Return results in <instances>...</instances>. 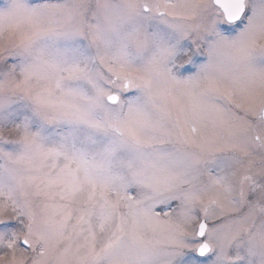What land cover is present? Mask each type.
Returning <instances> with one entry per match:
<instances>
[{"label": "snow or ice", "instance_id": "obj_1", "mask_svg": "<svg viewBox=\"0 0 264 264\" xmlns=\"http://www.w3.org/2000/svg\"><path fill=\"white\" fill-rule=\"evenodd\" d=\"M0 264H264V0H0Z\"/></svg>", "mask_w": 264, "mask_h": 264}]
</instances>
